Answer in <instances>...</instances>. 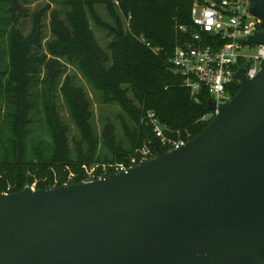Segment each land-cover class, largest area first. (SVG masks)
Listing matches in <instances>:
<instances>
[{"label":"water","instance_id":"95a60500","mask_svg":"<svg viewBox=\"0 0 264 264\" xmlns=\"http://www.w3.org/2000/svg\"><path fill=\"white\" fill-rule=\"evenodd\" d=\"M264 45V0H247ZM176 149L92 181L0 193V264H264V60Z\"/></svg>","mask_w":264,"mask_h":264},{"label":"trees","instance_id":"16d2710c","mask_svg":"<svg viewBox=\"0 0 264 264\" xmlns=\"http://www.w3.org/2000/svg\"><path fill=\"white\" fill-rule=\"evenodd\" d=\"M192 1L69 0L74 17L69 26L55 18V39L47 57L40 52L41 16L34 13L30 33H21L28 0H0V193L18 192L35 181V189L60 186L63 175L54 183L52 174L65 167L105 164L103 175H110L112 164L129 163L144 142L154 152V143L166 151L145 118L149 111L174 139L200 133L211 120L203 119L210 112V97L201 91L195 102L183 77L168 62L174 48L190 37L179 26L189 25ZM101 3L113 20L106 23L97 16L93 20L109 36L105 47L88 18ZM122 18L129 19L128 27ZM57 58L77 67L101 103L117 106L119 133L110 120L100 134L96 132L83 88L75 86L69 74L58 86L66 64ZM237 91L234 86L233 93ZM59 96L78 132L72 143L59 111Z\"/></svg>","mask_w":264,"mask_h":264},{"label":"built area","instance_id":"2783aa9c","mask_svg":"<svg viewBox=\"0 0 264 264\" xmlns=\"http://www.w3.org/2000/svg\"><path fill=\"white\" fill-rule=\"evenodd\" d=\"M189 15V25L179 26V29L189 31L190 37L174 48L168 58L169 66L183 77L182 84L195 102L199 100V93L204 91L217 107L233 97V87H238L239 83L236 72L241 66L246 64L248 78H253L260 70L264 45L245 44L242 39L260 31L261 19L250 13L247 0H193ZM128 21L126 18L127 27ZM140 40L144 41L143 38ZM146 45L150 47L148 42ZM151 49L156 52V48ZM209 111L203 119L212 118L217 108ZM145 118L166 151L176 149L188 140L168 136V127L153 112H147ZM155 155L156 150L154 152L149 142H144L128 164H119L112 172L126 171ZM102 177L104 175L97 178Z\"/></svg>","mask_w":264,"mask_h":264},{"label":"rangeland","instance_id":"374dc122","mask_svg":"<svg viewBox=\"0 0 264 264\" xmlns=\"http://www.w3.org/2000/svg\"><path fill=\"white\" fill-rule=\"evenodd\" d=\"M27 9L28 15L25 19L21 20L20 22V30L23 36H26L30 33L32 28V17L34 13L41 16V34H42V48L40 50L41 53H44L47 57H51V53L48 50L49 44L54 41L55 39V29L57 27L55 18H60L63 22L69 26V18L74 17V12H72L73 7L70 5L69 0H28L27 2ZM95 13H93L92 17L88 16L90 25L92 29L95 31L96 37L99 40V43L105 47L106 42L109 39L107 32L103 30L104 27L95 24L94 18L97 16L101 21L106 23H112V15L110 11L106 8L105 3H101L95 6ZM1 13V11H0ZM124 24H126L125 19L122 18ZM253 51V50H252ZM65 66V74L62 75L60 82H58V86L63 82L64 76L69 74L73 79V84L75 86L83 88V90L87 93L91 101V110H92V122L96 129V132L100 134L102 132V128L104 123L107 120H110L115 125L116 132H120V128L118 125V121L115 119V114L118 111L117 106L114 105H107L101 103V98L97 93H94L91 86L85 80L83 75L79 72L77 67L72 66L66 61L57 58ZM44 74V73H42ZM59 111L61 116L69 126V137L71 143L73 142L74 138L78 137V132L76 127L71 122L67 107L62 99L59 96L58 100ZM119 164H128L127 161L125 162H117L112 164V166H117ZM110 166V165H109ZM108 165L105 164H95V165H80L78 169L72 167H65L63 171L53 172L52 176L54 178V183H58L61 175L64 178L63 184H70L71 181L77 179L81 180L80 182H85L90 179L102 176L107 169ZM36 181L30 186L31 188L35 189ZM54 186V185H52ZM26 187V186H25Z\"/></svg>","mask_w":264,"mask_h":264}]
</instances>
